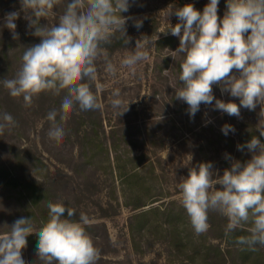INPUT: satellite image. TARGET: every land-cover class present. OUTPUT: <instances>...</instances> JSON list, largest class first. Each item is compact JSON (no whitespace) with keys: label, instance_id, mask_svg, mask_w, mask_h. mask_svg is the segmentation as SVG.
Listing matches in <instances>:
<instances>
[{"label":"clouds","instance_id":"1","mask_svg":"<svg viewBox=\"0 0 264 264\" xmlns=\"http://www.w3.org/2000/svg\"><path fill=\"white\" fill-rule=\"evenodd\" d=\"M61 3L62 0H20V10L5 15L4 27L11 31L13 39L19 38L16 20L21 12L28 27L34 29L31 34L41 39L25 49L15 77L0 80L11 97L23 98L26 107H31L41 93H65L60 108L52 109L46 117L51 124L48 136L57 144L66 135L64 124L71 112L77 108H101L90 83L83 81H97L95 62L101 57L105 71L115 75L116 66L104 45L110 44L116 33L128 44L127 21L134 20L137 29L143 23L122 15L129 11L130 0H68L58 23L42 25L41 19L54 15V8ZM218 4L219 0H210L202 12L186 4L166 14H174L179 20L175 26L170 24L169 31L180 39L175 52L184 56L179 75L182 87L175 91V98L189 106L191 117L201 104L212 105L214 100V109L229 116L239 118L241 108L255 111L259 105L260 117H264V0H227L222 19ZM148 43L147 36L143 42L137 40L134 51L121 60V66L135 74L136 65L148 59ZM234 69L239 75L233 74ZM213 85L239 98V105L216 99ZM101 87L96 83L97 89ZM111 95V107L123 115L130 102L125 108L118 88ZM16 123L11 114L0 113V135ZM257 125L264 137V123ZM221 131L227 136L235 128L225 124ZM237 148H247L251 159L244 163L233 160L223 175L214 170L211 162L190 167L187 177L178 184L180 203L196 235L208 231L210 212L227 218L226 235L250 225L249 234L237 237L235 243L256 251L257 246L264 247V143L253 136ZM215 185L221 187L217 189ZM47 207L48 219L38 231L32 218L21 217L8 227V232L0 233V264H26L22 249L32 234L38 237L36 255L40 264H97L101 250L86 231L89 217L81 212L79 219H74L75 209L63 202H50Z\"/></svg>","mask_w":264,"mask_h":264},{"label":"rangeland","instance_id":"2","mask_svg":"<svg viewBox=\"0 0 264 264\" xmlns=\"http://www.w3.org/2000/svg\"><path fill=\"white\" fill-rule=\"evenodd\" d=\"M178 1L130 0L129 11L122 15L141 20L154 14L161 20L159 31L164 32L167 31L168 25H172L173 21L178 19L174 14L166 17L169 9L178 7L176 6ZM67 2L68 0H62V3L54 8V15L41 19V24L52 26L58 23ZM183 2L188 3L189 0ZM19 10L20 0H0V80L14 78L22 63L23 50L38 44L41 39L31 34L34 29L28 27L29 22L24 18L23 12L16 20L19 38H12L11 31L4 27V17L7 13ZM224 13L225 11L218 10L221 19ZM126 29L131 33L130 45L116 50L109 57L116 66L115 75L105 71V63L101 57L95 62L97 81H83L90 83L101 104L98 110L102 121L101 127L91 132L98 131L96 140H100L103 147L110 146L112 128L122 132L125 135L123 147L131 149V153L136 155L145 152L155 161L156 173L160 178L164 196L153 204L164 200L168 202L171 199L181 204L178 184L183 177H187L190 167L201 162H211L214 170L223 175V171L231 167L233 160L244 163L251 159L252 154L247 148L240 151L237 145H240L243 139H246V142L250 141L253 136L264 143V137H261L257 130V124L264 123V117H260L259 105L255 111L241 108L239 118L229 116L214 109L215 100L212 105L201 104L194 117L188 116L182 108L185 103L174 96V85L179 80L174 71L166 69L165 80L153 77L154 51L150 43L146 45L148 59L136 65L135 74L121 66V60L130 51H134L136 41L140 39L143 42L145 39L143 33L134 26V20L127 21ZM8 61H11V65L6 66L5 63ZM233 74L239 75L235 69ZM96 83L102 87L97 89ZM153 84H156L155 87L158 86L159 92L156 95ZM169 86L170 91L167 90ZM117 88L121 90L125 108L130 102L128 110L121 116L110 104L112 91ZM213 94L216 99L239 105V98L231 97L227 92L222 93L218 85H213ZM61 96L63 95L59 97ZM59 97L50 92L41 93L33 99L31 107H26L22 97H11L8 90L0 84V113L11 114L17 122L15 127L10 130L6 128L0 135V163H4L9 169L13 166V170H10L17 182H20L21 171L25 176L27 174L28 177L34 176L49 188V199L43 198L40 201L43 213L48 214L47 206L50 202H63L67 207L74 208L76 211L74 219L77 220L81 212L85 213L90 220L89 225L85 226L86 231L92 237L95 246L101 250L97 264H206L201 253L191 258L190 252L182 247L178 248L172 242L171 234L164 229L161 231L151 228L147 238L142 240L141 250L134 248L129 218L137 209L124 204L119 194L120 179L116 175V170L112 171L101 158L103 154L91 162H87L85 156L83 158L79 156L80 147L75 140L77 137L75 133L82 134L85 130H90L93 124L80 123L73 119L71 113L64 124L66 130L64 139L57 144L48 136L51 124L46 117L52 109L60 108L62 98ZM75 113L78 115L81 111L77 108ZM225 124L232 125L235 132L224 135L221 129ZM251 124L254 125L256 132L249 130ZM140 132L161 135L165 142L158 148L150 143L144 147L140 143L142 148H138L133 143L139 139ZM231 137H234V142ZM159 141L160 138H156L153 144L156 145ZM21 150H27L25 153L28 158V162L22 167ZM113 155L114 152L110 149L111 160ZM215 187L219 189L221 186ZM21 190L23 191L20 183L14 186L0 182V233L8 232V227L21 217L32 218L36 231L45 223L41 219L42 212L31 203L24 191L21 194ZM101 207L108 208V212L103 211ZM30 211L35 212L39 222L33 218ZM186 230L194 232L191 224ZM214 235V231H208L196 236L202 243L219 242L222 249L226 250L225 264H264V248L256 261L254 251L246 252L249 254L242 257L241 250L236 245L228 246L225 238H213ZM36 252L37 244L27 242L26 248L22 249V258L26 264H40Z\"/></svg>","mask_w":264,"mask_h":264},{"label":"trees","instance_id":"3","mask_svg":"<svg viewBox=\"0 0 264 264\" xmlns=\"http://www.w3.org/2000/svg\"><path fill=\"white\" fill-rule=\"evenodd\" d=\"M209 2L210 0H189V2L186 3L183 2V0H179L176 6H178L177 8H179L183 7L186 4H193L198 11L202 12L203 8ZM226 3L227 0H219L218 10L222 12L226 11ZM141 20L143 21V23L142 27H140L139 30L143 33L144 37L147 36V39L150 41V45L153 46V77L161 80L167 79L164 71L170 68L174 71L175 76L179 78L181 72L180 64L184 59L183 54H178L175 52V50L179 47V37L173 36L171 34V32L169 31L170 25H168L167 31H159L161 20L154 14H150ZM177 23H179V20L175 19L172 23V26H175ZM127 36L130 37V41L128 44L125 43L126 38L121 37L119 33H116L112 37L111 43L104 45V47L107 49L109 57H111L112 53L116 50L125 48L130 45L132 37L131 33L128 30ZM24 51L25 50H23V52ZM5 65H11V61H8L7 63H5ZM155 85L156 84H153L152 86L155 87ZM164 86V83H162V87ZM178 86H182L179 80L176 85H174V94L178 89ZM170 89V86L167 87V90L170 91ZM154 90L156 95V93L159 92L158 86H156ZM61 95L64 94L61 93ZM59 98L63 99V96ZM188 107L189 106L185 103V106H183L182 108L189 116ZM74 112L75 111L71 112L74 120H77L80 123L87 124L89 122L93 124L90 130H85V132H83L82 134L78 132L75 133L77 134L75 140L80 147L79 156L81 158L85 156L87 162H91L93 159L95 160L96 158H98V155L103 154L101 158L106 161L112 171L116 170V175L118 176V179H120L119 189L121 193L119 194L122 196L124 204L128 206L130 205L134 209H137L129 218V230L134 248L136 250H141L143 242L142 240H145L147 238L151 228H157L161 231L164 229L169 234H171L172 242L178 248L182 247L184 250L192 254L190 255L191 258H195L197 253H201L202 258L204 262H206V264H225L226 250L224 251L222 249L219 242L213 243L210 241V243L207 244L202 243L198 241L196 234L192 230H186L190 227V221L186 214V210L182 207L181 204H179L174 199H171L168 202L165 200L160 201L156 205L153 204L154 202L161 200V198L164 196V193L160 185V178L156 173V164L152 157H148L145 152L140 153L139 155L132 154L131 149L123 147L122 145L123 143H125V141H123L125 140V135L114 128H112L110 131V146L105 145V147H103V143L100 140H96L98 131L91 132V130H96L97 128L101 127L102 124L100 116L98 115V110L81 111V113H78V115H76V113L74 114ZM250 126L251 129L249 130L254 132V125L251 124ZM138 136L139 139L133 143L138 148H142V145L146 147L149 143L152 146L158 148L165 142V139L162 138L161 135L158 136L151 132H140L138 133ZM156 138H160V141L155 145L153 144V142L156 140ZM230 139L234 142V137H231ZM245 142L246 139H243L240 145H244ZM131 148L133 149V147ZM110 149H112V151L114 152L112 160L110 157ZM26 151L27 150L20 151V167L28 162V158L25 153ZM10 169L13 170V166H10ZM10 169L4 163H0V182H7L14 186H17L20 183L22 185L23 191L26 193L31 203L36 206L40 212H42L41 219L46 222L48 219V214L43 213L40 206V201L43 198L49 199V188L34 176L30 175L28 177V174L27 176H25L23 173H21V171L20 182H17ZM23 191H20L21 194H23ZM101 208L103 211L108 212V208ZM30 212H32L33 218L37 222H39V218L36 216L35 212ZM208 222V231L215 232L213 238H225L228 246L236 245L237 248L241 250L240 252L242 253V257L247 256L252 252L251 250L247 249L246 246H241L235 243L237 237L246 236L249 234V227L243 226L230 235H226L225 228L228 222L227 218L217 212L209 213ZM27 240V242L30 243H38V237L36 234L29 235L27 237ZM263 248L264 247L262 246H257V253L254 251L256 261L257 257L261 255L262 252L260 251H262ZM211 257L213 258L211 259Z\"/></svg>","mask_w":264,"mask_h":264}]
</instances>
